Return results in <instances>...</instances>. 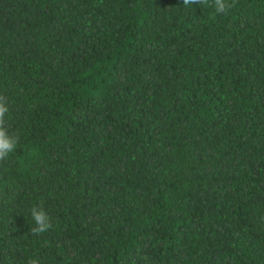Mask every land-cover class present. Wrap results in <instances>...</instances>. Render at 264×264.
<instances>
[{
  "label": "trees",
  "instance_id": "1",
  "mask_svg": "<svg viewBox=\"0 0 264 264\" xmlns=\"http://www.w3.org/2000/svg\"><path fill=\"white\" fill-rule=\"evenodd\" d=\"M212 12L0 0V264H264V0Z\"/></svg>",
  "mask_w": 264,
  "mask_h": 264
},
{
  "label": "clouds",
  "instance_id": "2",
  "mask_svg": "<svg viewBox=\"0 0 264 264\" xmlns=\"http://www.w3.org/2000/svg\"><path fill=\"white\" fill-rule=\"evenodd\" d=\"M193 4H199L204 7H211L213 12L210 16L211 20H215L218 14H227V12L235 7L236 0H183L185 8L191 7ZM9 107L6 98L0 95V162H4L11 153H13L18 144V136L9 134L5 120ZM30 217L33 222L31 234L40 235L47 232L52 227L51 219L48 213L41 206H33L30 209ZM27 264H39L38 258H30Z\"/></svg>",
  "mask_w": 264,
  "mask_h": 264
}]
</instances>
